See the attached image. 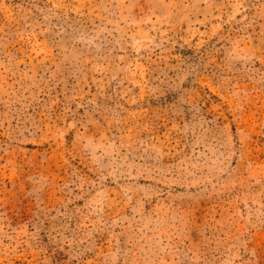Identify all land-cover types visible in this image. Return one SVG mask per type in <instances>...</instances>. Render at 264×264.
<instances>
[{
    "label": "rangeland",
    "instance_id": "rangeland-1",
    "mask_svg": "<svg viewBox=\"0 0 264 264\" xmlns=\"http://www.w3.org/2000/svg\"><path fill=\"white\" fill-rule=\"evenodd\" d=\"M0 264H264V0H0Z\"/></svg>",
    "mask_w": 264,
    "mask_h": 264
}]
</instances>
